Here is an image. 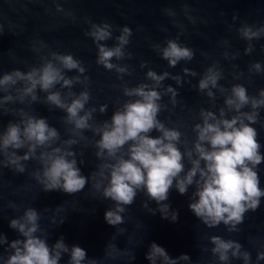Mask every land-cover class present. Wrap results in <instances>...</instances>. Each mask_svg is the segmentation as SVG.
<instances>
[{
  "label": "clouds",
  "instance_id": "obj_1",
  "mask_svg": "<svg viewBox=\"0 0 264 264\" xmlns=\"http://www.w3.org/2000/svg\"><path fill=\"white\" fill-rule=\"evenodd\" d=\"M57 12H64V9L57 6ZM66 14L73 15L71 12ZM88 23L90 29L85 35L93 40L97 48L96 64L114 71L117 78L123 81L126 75L132 74L128 65L120 63L132 58L131 53L126 52L132 36L131 29L125 26L119 30L120 35L113 37L115 29L112 25ZM238 33L241 39L248 41L245 54H251L254 50L252 41L264 37V26L254 29L244 24ZM112 39L116 41L114 46L104 43ZM224 44L227 46L228 42L224 41ZM153 47L171 68L194 58V51L179 43L178 39L167 40L165 46L157 44ZM33 51L42 53V48L34 46ZM238 55L224 53L225 59H235ZM113 60L117 62L113 63ZM140 67L148 68V64L142 63ZM73 71L78 74L67 75ZM183 72L186 76L198 75L188 68H184ZM85 73L83 63L72 54L49 50L47 55H41L39 66H32L27 72L13 70L0 76V115L19 117L17 121L10 120L0 131V168L23 174L27 163L35 160L40 168L32 176L42 190L62 191L68 195L83 191L91 179L95 192L113 202V207L105 212L104 218L114 227L124 224V214L140 192L146 194L148 201H155L158 205L151 209L148 202L143 204L151 215L159 212L163 219L176 222L178 212L172 211L171 205L166 203L170 190L175 188L180 195H187L189 189L194 188L189 210L208 228L223 224L229 233L238 232V225L244 222L245 214L256 211L261 198H264L258 173L264 154H261L258 131L252 126L260 122L264 89L259 91L258 96H250L241 84H235L230 89L221 86L219 81L223 79V71L219 62H214L201 76L198 91L206 94L213 108L217 107L214 90L224 96V103L219 107L218 114L200 109L201 122L194 125L195 139L189 142L182 140L181 131L167 127L158 118L168 107L161 103L162 98L170 96V103L175 107L179 95L176 88L165 87L164 82L171 79L183 87L185 81L182 76L148 70L146 80L151 83L142 82L135 87L124 83L122 91L127 99L116 107L110 120L97 123L94 119L97 109L86 107L91 94L88 89L90 78ZM249 73H264V65L254 63ZM76 85H82L83 90L75 92ZM40 93L45 94L44 104L66 113L62 122L70 138L62 139L47 118L33 115L25 108L8 107L11 104L31 106L40 103ZM107 107L101 106L99 112L106 113ZM246 108L250 111H245ZM88 131L94 137H100L93 144L97 159L103 163L90 177H85L78 166L74 149L81 141H88L85 135ZM153 131L159 133L155 138L151 135ZM181 144L184 151H181ZM21 150L23 155L18 154ZM185 161L190 167L186 168ZM79 163L82 164L83 160ZM9 206L19 209L15 203ZM40 219L38 211L28 207L23 215L10 220L9 227L23 239L9 242L6 235L0 233V246L8 245L6 250L9 252L6 260L0 257L2 264H60L65 254L69 256L68 264H85V261L87 264H98L94 259H87V253L81 247L66 245L63 237L49 246V234L41 228ZM65 219L59 224H63ZM52 223L59 225L55 219ZM209 241L213 245L211 253L219 264H230L232 259L252 264L250 252L244 250L239 242L225 240L221 236H211ZM108 255L112 259L118 258L114 250ZM146 259L150 264H181V261L191 264L190 256L182 254L173 259L156 243L150 245ZM259 261H264V251L257 254V264Z\"/></svg>",
  "mask_w": 264,
  "mask_h": 264
},
{
  "label": "water",
  "instance_id": "obj_2",
  "mask_svg": "<svg viewBox=\"0 0 264 264\" xmlns=\"http://www.w3.org/2000/svg\"><path fill=\"white\" fill-rule=\"evenodd\" d=\"M57 6L62 7L64 12H57ZM68 12L73 15L68 16ZM89 21L112 25L115 29L113 37L120 35L119 30L125 26L131 29L132 36L126 52L131 53L132 58L120 63L128 65L132 74L126 75L123 81L117 78L114 71L96 64L97 48L93 40L85 35L90 29ZM244 24L254 29L264 26V0H0V76L13 70L27 72L30 67L39 66L41 55H47L49 50L72 54L83 63L85 74L90 78L88 89L91 100L86 107H95L94 119L102 123L110 120L116 107L127 99L122 91L124 83L129 87L142 82L151 83L146 80L148 70L180 75L185 81L183 87L171 79L164 82L165 87L176 88L179 95L175 107L170 103V96L162 98L161 103L168 107L158 118L167 127L181 131L182 140L191 142L195 139L194 125L201 122L200 109L218 114L219 107L224 103V96L214 90L217 107L213 108L206 94L198 91V82L207 67L219 62L223 71L219 84L225 88L241 84L250 96H258L259 91L264 89V73H249L254 63L264 65V37L253 40L254 50L245 54L248 41L241 39L238 33ZM177 39L194 51V58L171 68L153 46H165L167 40ZM224 41L228 42L227 46ZM104 43L112 47L116 41L112 39ZM34 46L41 47L42 53L33 51ZM225 52L239 55L235 59H225ZM116 62L113 60V63ZM142 63H147L148 68H141ZM184 68L198 75L186 76ZM77 74L75 71L67 73L68 76ZM73 90L79 93L83 86L76 85ZM39 95L40 103L31 106L11 104L8 107L25 108L33 115L47 118L62 139L70 138L62 122L66 113L50 108L42 102L45 94ZM103 105L108 107L102 114L99 108ZM18 119L11 114L0 115V131L10 120ZM252 126L258 131L261 154H264V108L260 109V122ZM85 135L88 141H81L74 150L82 175L90 177L103 161L97 159L93 144L100 137H94L90 131ZM151 135L155 138L159 133L153 131ZM180 148L184 151L183 144ZM18 154L23 155L24 151ZM185 164L186 168L190 167L187 161ZM38 168L40 165L35 160L27 163L23 174L0 168V233L5 234L9 242L23 239L9 227L10 220L23 215L28 207H33L41 216V228L49 234V246L63 237L66 245L81 247L86 251L87 259H94L98 264H150L146 254L152 243L163 247L173 259L186 254L191 257V264H219L211 253V236L239 242L244 250L250 252L252 264H257V254L264 251V198H261L256 211L245 214L244 222L238 225L239 231L229 233L223 224L208 228L189 210L194 188H190L187 195H180L175 188L170 190L166 203L171 205L172 211L178 212L176 222L163 219L159 212L151 215L143 204L148 202L151 209L158 205L155 201H148L146 194L140 192L127 208L124 224L114 227L104 218L105 212L113 207V202L95 192L91 179L85 189L75 195L62 191L44 192L32 176ZM258 173L260 187L264 190V162L258 166ZM11 203L18 205L19 209L10 207ZM53 219L57 224L62 219L65 221L54 225ZM7 248L8 245L0 246V257L5 260L9 255ZM113 250L117 259L108 255ZM68 260L69 256L65 254L60 264H68ZM181 264L188 262L181 261ZM230 264H243V261L232 259ZM259 264H264V261H259Z\"/></svg>",
  "mask_w": 264,
  "mask_h": 264
}]
</instances>
